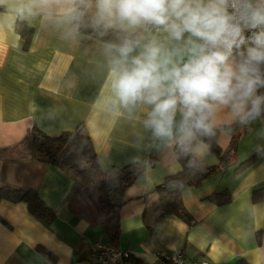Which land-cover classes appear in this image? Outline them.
<instances>
[{"label": "crops", "instance_id": "obj_1", "mask_svg": "<svg viewBox=\"0 0 264 264\" xmlns=\"http://www.w3.org/2000/svg\"><path fill=\"white\" fill-rule=\"evenodd\" d=\"M77 1L0 0V148L17 143L31 127L58 135L83 123L102 169L148 157L155 162L124 190L119 236L111 241L82 212L87 203L75 194L71 175L49 163L0 156V187L32 190L55 213L47 227L26 202L0 200V264H98L91 259L96 244L130 252L135 264H156L162 250H183L211 264H264V117L252 116L238 138L235 163L222 168L209 143L225 149L231 136L220 127L240 119L227 108L214 114L211 134L191 142L204 168L216 166L198 187L181 189L191 222L173 214L158 217L153 189L180 170L173 152L179 140L155 137L146 127L150 106L115 102L111 73L120 45L78 31L72 17ZM81 1L86 14L97 16L96 0ZM17 21L32 27L26 49ZM111 27L136 33L141 45L153 37L169 48L182 45L152 25L130 28L112 21ZM254 152L256 158L237 169ZM222 190L229 192L228 202L209 198ZM254 190L261 196L256 200Z\"/></svg>", "mask_w": 264, "mask_h": 264}, {"label": "clouds", "instance_id": "obj_2", "mask_svg": "<svg viewBox=\"0 0 264 264\" xmlns=\"http://www.w3.org/2000/svg\"><path fill=\"white\" fill-rule=\"evenodd\" d=\"M96 9L106 27L152 25L182 42L169 48L155 37L143 45L125 39L116 47L115 102L150 106L145 125L155 137L190 143L211 134L210 118L221 108L243 122L264 106L257 95L264 88V0H96ZM246 29L256 30L253 46L235 60Z\"/></svg>", "mask_w": 264, "mask_h": 264}, {"label": "trees", "instance_id": "obj_3", "mask_svg": "<svg viewBox=\"0 0 264 264\" xmlns=\"http://www.w3.org/2000/svg\"><path fill=\"white\" fill-rule=\"evenodd\" d=\"M72 17L78 31L110 44L121 45L125 39L135 40L137 36L134 32L106 27L105 22H98L97 16L85 13L84 1L81 0L74 5ZM16 30L23 39V48L26 49L31 39L32 27L24 21H17ZM252 46V43L246 44L232 53L240 59ZM257 95H264V88H259ZM259 115L264 117V106L261 107ZM251 119L252 117L243 122L240 120L220 127L231 136L225 149H221L214 141H210L211 150L218 157L217 167L223 168L235 163L238 138L248 130ZM198 138L205 140L206 136L202 135ZM191 144V142L179 141L175 144L173 152L180 170L166 176L153 189L158 196L154 203L158 217L173 214L182 221L190 223L191 217L182 202L181 189L187 186L198 187L206 178L204 173H210L216 169V166L204 168L193 155ZM257 154L254 152L240 162L237 169L248 165ZM6 155L20 160L49 163L71 175L76 180L75 194L87 203L82 208V212L90 220L99 223L111 241H116L119 236V211L124 202V190L136 180L146 166L155 162L153 157H148L123 166L102 169L83 123H78L73 130L62 131L58 135H48L37 127H31L17 143L0 148V156ZM258 192L259 190L253 191L254 200L261 197ZM209 198L217 204H224L229 201L230 195L227 190H222L214 192ZM3 199L11 202H26L30 213L47 227L50 226L55 215L54 211L32 190L3 186L0 187V200ZM260 235L261 232L256 233L258 241ZM43 252L46 256L52 257L48 251L43 250ZM234 264L246 263L239 259Z\"/></svg>", "mask_w": 264, "mask_h": 264}, {"label": "built area", "instance_id": "obj_4", "mask_svg": "<svg viewBox=\"0 0 264 264\" xmlns=\"http://www.w3.org/2000/svg\"><path fill=\"white\" fill-rule=\"evenodd\" d=\"M256 30H245L244 37L246 44L252 43L251 38ZM236 49H233V51ZM232 51V52H233ZM91 259L98 264H135L131 253L117 249L112 245L96 244L91 250ZM156 264H211L205 259L188 258L183 250L158 251L156 253Z\"/></svg>", "mask_w": 264, "mask_h": 264}, {"label": "water", "instance_id": "obj_5", "mask_svg": "<svg viewBox=\"0 0 264 264\" xmlns=\"http://www.w3.org/2000/svg\"><path fill=\"white\" fill-rule=\"evenodd\" d=\"M207 174H208V172H205V173H204V176H206Z\"/></svg>", "mask_w": 264, "mask_h": 264}]
</instances>
